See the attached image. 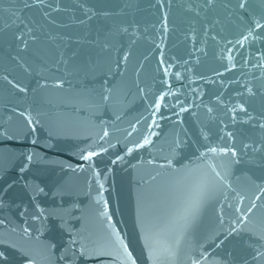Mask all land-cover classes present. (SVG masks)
Here are the masks:
<instances>
[{"label": "water", "instance_id": "95a60500", "mask_svg": "<svg viewBox=\"0 0 264 264\" xmlns=\"http://www.w3.org/2000/svg\"><path fill=\"white\" fill-rule=\"evenodd\" d=\"M240 2L0 0V264H153L149 235L164 264H264V0Z\"/></svg>", "mask_w": 264, "mask_h": 264}, {"label": "snow or ice", "instance_id": "6c2138e0", "mask_svg": "<svg viewBox=\"0 0 264 264\" xmlns=\"http://www.w3.org/2000/svg\"><path fill=\"white\" fill-rule=\"evenodd\" d=\"M208 5H211L213 3V0H207ZM246 0H241L239 7L243 9L245 7ZM257 28L262 27V25L257 22L256 24ZM212 151H215V149H212ZM94 153H89L88 156L83 157L84 159H89ZM233 155H235V152H233ZM28 160H31V157H28ZM24 170L23 168L21 169ZM191 212V206L184 210V212L181 214L179 219L177 220V223L180 222V220L187 219V215ZM146 240L148 241L147 247L152 249L153 251V264H164L165 260H170V248L166 246V244L163 241H160L159 239L149 235L146 237ZM125 251H127L125 249ZM85 252H81V255H85ZM131 259V257H129ZM132 264H135V261H132Z\"/></svg>", "mask_w": 264, "mask_h": 264}]
</instances>
